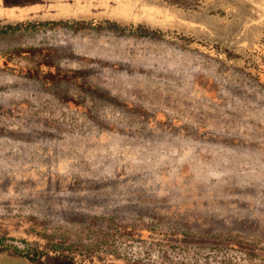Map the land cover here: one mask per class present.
<instances>
[{"label": "rangeland", "instance_id": "1", "mask_svg": "<svg viewBox=\"0 0 264 264\" xmlns=\"http://www.w3.org/2000/svg\"><path fill=\"white\" fill-rule=\"evenodd\" d=\"M127 1L0 24V264H264V0Z\"/></svg>", "mask_w": 264, "mask_h": 264}, {"label": "trees", "instance_id": "2", "mask_svg": "<svg viewBox=\"0 0 264 264\" xmlns=\"http://www.w3.org/2000/svg\"><path fill=\"white\" fill-rule=\"evenodd\" d=\"M113 1L115 4L114 10L118 11L119 13H127L129 12V10L134 9V7L127 0ZM93 2L94 0H0V24H18L24 21H36V19L57 23L61 20H65L64 18L66 17H75L81 12H86L88 8L92 9L90 5ZM30 11L36 12L32 15H28ZM191 23L194 26L199 25L200 27H206L205 25H200L192 21ZM260 23L263 25L259 18L250 19L249 22L242 24V28L238 35H233L231 37H217L214 35L212 40L218 42L220 47L226 48H232L233 44L238 43V49L240 51L237 52L233 50V53L230 55L229 53L225 52L224 48L223 50L221 49L219 53L224 55V57L229 58L230 60H232L233 58L237 59L240 66L248 74H250L254 78H260L262 80L263 76L261 74L264 72V50L260 48H264V34L261 35L260 38L255 39L253 42H251L249 48L250 50H252H248L249 52H246L248 55L240 53L246 48L242 45V43L244 42L243 39L245 38V35L242 32L248 28L257 26ZM207 31L209 34H212L211 30ZM43 257L38 256L37 259L31 260L41 261Z\"/></svg>", "mask_w": 264, "mask_h": 264}, {"label": "crops", "instance_id": "3", "mask_svg": "<svg viewBox=\"0 0 264 264\" xmlns=\"http://www.w3.org/2000/svg\"><path fill=\"white\" fill-rule=\"evenodd\" d=\"M30 6V5H29ZM30 9H35V8H30ZM36 11H30V13L28 14V15H32V14H34ZM26 14V13H25ZM25 14H23V15H25ZM27 15V16H28Z\"/></svg>", "mask_w": 264, "mask_h": 264}]
</instances>
